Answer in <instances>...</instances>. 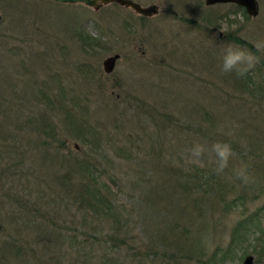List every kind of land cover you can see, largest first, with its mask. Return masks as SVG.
Returning a JSON list of instances; mask_svg holds the SVG:
<instances>
[{
    "label": "rangeland",
    "instance_id": "obj_1",
    "mask_svg": "<svg viewBox=\"0 0 264 264\" xmlns=\"http://www.w3.org/2000/svg\"><path fill=\"white\" fill-rule=\"evenodd\" d=\"M153 1L159 10L141 17L111 4L0 0V264H241L247 254L264 264V52L254 46L264 42V0L256 15L233 2ZM228 43L260 57L243 77L221 71ZM217 141L233 148L227 184L248 165L245 200L163 207L175 200L167 168L214 172ZM72 157L97 165L114 192L101 224H81L70 204ZM30 187L50 204L18 220L11 205ZM115 223L109 246L102 233Z\"/></svg>",
    "mask_w": 264,
    "mask_h": 264
},
{
    "label": "trees",
    "instance_id": "obj_2",
    "mask_svg": "<svg viewBox=\"0 0 264 264\" xmlns=\"http://www.w3.org/2000/svg\"><path fill=\"white\" fill-rule=\"evenodd\" d=\"M174 132H176V130L172 131V133ZM96 167L97 165L93 164L91 161L75 157H72L68 166L69 176L65 183H68V190L71 194V203H69L71 205L73 203L74 207H76L75 211L78 209L81 211L83 217V219H81V224H85L93 219L101 224L105 222V219L109 218V214L114 212V192H109L108 188L103 189L100 186L94 172ZM167 174L168 178L166 180L168 184H170L171 181H173L174 184H171L172 188L167 191L166 196L169 198L172 197V199L175 197V200L177 197L179 200L177 202L169 199V201L163 203V207L175 206L176 204H178V207H205L208 205H217L219 202H222L223 206L220 208L223 209L227 206L239 205V203L245 200L244 190H246V188L244 187V181L239 178H234L229 185L227 184V179L223 177L224 175H218L215 171L210 172L207 169L197 168L196 165H190L187 171L184 166L167 168ZM235 184L239 186V189H235ZM28 189L25 193L26 196H23L21 200H15V206L11 205L15 207L16 212L19 214L16 216L18 220H20V218L25 220L21 214L22 211L28 213L32 207L38 208V204L45 205L46 207L50 204L44 192L40 191V196L38 192L37 196L32 199L31 196L36 195V192H34L35 189L32 187H30V190ZM156 195L158 196L157 199H160L162 202V195L158 192ZM26 199H30V201L32 199L30 202L31 205L27 203ZM25 207H27L26 210ZM121 228L122 225L118 223L112 225L108 224L107 227H104L105 230L102 233L103 241L110 242L109 246H111L113 239L118 238L121 234ZM234 228H239V226H235ZM101 230L102 228L100 231ZM170 230L172 233L180 231L187 234L185 225H173ZM97 231H99L97 227H91L88 236L93 238V234ZM120 240L123 242V238ZM177 244L176 247L178 250H181V247L186 245L184 243ZM188 248L189 245H187L184 250L186 251ZM199 251H202V248H199ZM258 251L262 253L264 249ZM52 263L59 264L60 262L58 259H53Z\"/></svg>",
    "mask_w": 264,
    "mask_h": 264
},
{
    "label": "clouds",
    "instance_id": "obj_3",
    "mask_svg": "<svg viewBox=\"0 0 264 264\" xmlns=\"http://www.w3.org/2000/svg\"><path fill=\"white\" fill-rule=\"evenodd\" d=\"M254 46L257 51L264 52V42H256ZM222 60L221 71L223 73L235 71L238 76L243 77L259 63L260 57L239 45L228 43L223 49ZM212 151L216 157L215 172L219 175L228 167L229 159L233 156V148L228 142L217 141L212 145ZM204 152V146L196 144L191 150L192 161L199 162ZM247 169L248 165L242 162L235 173L237 178L248 182L249 175Z\"/></svg>",
    "mask_w": 264,
    "mask_h": 264
},
{
    "label": "water",
    "instance_id": "obj_4",
    "mask_svg": "<svg viewBox=\"0 0 264 264\" xmlns=\"http://www.w3.org/2000/svg\"><path fill=\"white\" fill-rule=\"evenodd\" d=\"M61 1H83L86 4L89 5H94L95 0H61ZM101 2H109L112 0H100ZM122 4L125 5H130L134 10H136L139 13L142 14H151L157 11L156 5L155 4H149L145 6H141L140 4L136 3L135 1L132 0H116ZM206 4L214 3V2H233L237 5H240L244 8L245 12L248 13L249 15H256L258 12V4L257 0H204ZM118 54L113 53L110 55H107L103 60H102V67L104 71L108 72L112 69L115 59L117 58ZM253 259V255L247 254L245 255L244 259L242 260L241 264H251Z\"/></svg>",
    "mask_w": 264,
    "mask_h": 264
},
{
    "label": "flooded vegetation",
    "instance_id": "obj_5",
    "mask_svg": "<svg viewBox=\"0 0 264 264\" xmlns=\"http://www.w3.org/2000/svg\"><path fill=\"white\" fill-rule=\"evenodd\" d=\"M45 1H48V2H53V3H56V4H72V3H79V4H83L85 6H88V7H92L94 9H97V8H100V7H103V6H106V5H116V6H119V7H123V8H128V9H131L133 10L135 13H137L138 15H140L141 17L143 16H150L151 14H154L156 13L158 10H159V7H158V4L153 1V0H150L148 1L147 3L145 4H142L141 0H132V1H135L136 3L140 4L141 6H145V5H149V4H155L156 5V8H157V11L154 12V13H151V14H142V13H139L137 12L136 10H134L130 5H125V4H122L116 0H112V1H109V2H101L100 0H95V4L96 6L94 5H89V4H86L84 3L83 1H71V2H68V1H61V0H45ZM124 23H130V20H125ZM3 204V201L0 200V206Z\"/></svg>",
    "mask_w": 264,
    "mask_h": 264
}]
</instances>
